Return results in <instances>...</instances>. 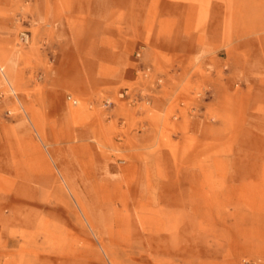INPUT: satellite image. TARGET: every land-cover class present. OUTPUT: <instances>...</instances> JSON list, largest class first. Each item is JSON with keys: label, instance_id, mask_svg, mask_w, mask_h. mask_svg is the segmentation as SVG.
I'll list each match as a JSON object with an SVG mask.
<instances>
[{"label": "rangeland", "instance_id": "rangeland-1", "mask_svg": "<svg viewBox=\"0 0 264 264\" xmlns=\"http://www.w3.org/2000/svg\"><path fill=\"white\" fill-rule=\"evenodd\" d=\"M0 264H264V0H0Z\"/></svg>", "mask_w": 264, "mask_h": 264}]
</instances>
